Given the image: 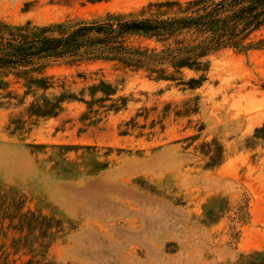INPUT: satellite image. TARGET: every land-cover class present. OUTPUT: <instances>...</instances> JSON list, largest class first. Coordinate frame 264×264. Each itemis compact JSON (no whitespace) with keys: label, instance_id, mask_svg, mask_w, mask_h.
Segmentation results:
<instances>
[{"label":"rangeland","instance_id":"374dc122","mask_svg":"<svg viewBox=\"0 0 264 264\" xmlns=\"http://www.w3.org/2000/svg\"><path fill=\"white\" fill-rule=\"evenodd\" d=\"M166 1L189 0L74 1L70 6L0 0V20L45 26L92 22L108 14L148 16L150 4ZM257 37L264 39V29ZM46 74L55 84L49 95L61 92L62 86L79 95L105 80L120 84L118 97L130 102L126 110L89 127L80 123L86 106L73 102L30 135L10 137L9 122L23 108L16 100L0 98L1 184L25 198L26 211H56L71 225L43 264H239L244 256L264 251V142L245 147L264 124V49L217 55L208 81L194 91L104 63L71 66L57 61ZM194 77L198 75L185 74V79ZM10 91L22 94L14 82ZM161 118L165 131L157 128L151 136L152 122ZM132 120L137 128L127 126ZM124 130H130L128 136L120 135ZM213 140L223 145L226 161L206 170L201 145ZM29 145L96 147L110 167L95 176L67 179L52 171L51 149L33 155ZM108 148L115 152L104 157ZM83 153L71 152L66 159L81 164ZM215 197L228 199L230 211L217 224L207 225L204 206ZM16 236L7 231L0 240V264L33 259L25 249H10Z\"/></svg>","mask_w":264,"mask_h":264},{"label":"trees","instance_id":"16d2710c","mask_svg":"<svg viewBox=\"0 0 264 264\" xmlns=\"http://www.w3.org/2000/svg\"><path fill=\"white\" fill-rule=\"evenodd\" d=\"M74 1H82L84 5L112 0H49V3L65 2L70 6ZM147 10L148 16L108 14L92 22L68 20L45 26L32 22L15 25L0 20V98L16 100L17 107L23 108L19 116L10 120L9 136L30 135L34 127L57 118L73 102L86 106L80 123L88 122V127L127 109L129 98L118 97L120 84L105 80H99L79 95L64 86L61 92L49 95L55 86L54 78L46 74L52 62L64 61L71 66L112 64L124 72L144 73L150 81L172 83L194 91L208 81L212 58L217 55L225 51L247 54L264 49V39L257 37L264 29V0L166 1L150 4ZM186 72L198 77L185 79ZM12 82L21 87V95L10 91ZM27 100H30L28 104ZM190 113H196V109ZM164 120L152 122L151 136L156 135L157 128L161 133L165 131ZM128 125L138 126L135 120ZM129 132L124 130L120 135L128 136ZM253 142H264V124L255 130L245 147L251 149ZM29 148L33 155L51 149L52 171L67 179L95 176L110 167L108 161L100 160L96 147L29 145ZM201 149L208 159L206 170L225 163V150L218 140L204 143ZM79 151L84 152L80 158L83 163L66 159L69 153ZM114 152L108 148L104 157ZM229 211L228 199L212 198L204 206V222L215 225ZM67 226L71 229L64 215L56 211L51 215L40 210L26 211L25 198L0 182V240L7 231L16 233L10 249L14 253L25 249L33 254L28 264L34 260V264H43L51 246L67 235ZM239 264H264V251L244 256Z\"/></svg>","mask_w":264,"mask_h":264}]
</instances>
